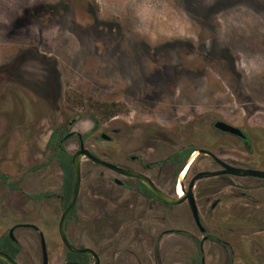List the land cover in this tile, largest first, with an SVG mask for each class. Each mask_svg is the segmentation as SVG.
Listing matches in <instances>:
<instances>
[{
	"label": "rangeland",
	"instance_id": "obj_1",
	"mask_svg": "<svg viewBox=\"0 0 264 264\" xmlns=\"http://www.w3.org/2000/svg\"><path fill=\"white\" fill-rule=\"evenodd\" d=\"M42 57L54 60L55 73ZM1 69L9 72L0 74V169L15 179L25 176L22 187L30 193L58 192L61 172L54 162L26 172L47 161L51 131L66 121L74 120V131L86 135L94 118L98 129L85 144L108 157L110 144L99 136H109L113 108L118 121L136 129L131 152L151 144L149 137L161 130L163 159L191 145L233 165L264 168V0H0ZM217 120L247 134L252 152L212 129ZM65 147L76 151L74 140ZM215 168L205 157L192 166ZM81 171L78 206L86 211L97 206L96 194L112 175L85 160ZM169 179L166 169V192ZM44 205L36 202L23 212L49 236V262L59 264L64 253L56 227L40 221L38 209L44 218L53 214L56 225L60 208ZM69 229L76 243H87L80 228ZM17 237L22 264H38L36 237ZM177 244L183 251L192 248L191 242L165 237L161 264H176ZM126 255L116 264H155L150 248L135 258Z\"/></svg>",
	"mask_w": 264,
	"mask_h": 264
},
{
	"label": "flooded vegetation",
	"instance_id": "obj_2",
	"mask_svg": "<svg viewBox=\"0 0 264 264\" xmlns=\"http://www.w3.org/2000/svg\"><path fill=\"white\" fill-rule=\"evenodd\" d=\"M40 60L46 65H53L52 68L56 71L54 60L43 57ZM3 72L7 74L9 70L1 69L0 74H3ZM3 89H5V86L2 83L1 91ZM49 93H51V90L46 94L49 96ZM43 98L46 100L44 95ZM112 110L109 136L103 133L99 136L101 141L110 144L108 157L98 156L85 144L86 137L98 129V124L94 118H91L93 127L86 135L74 131V120L66 121L62 126H56L51 131L44 148V153L48 154L47 161L28 170L26 173L28 175L29 173L34 174L45 168L49 163L54 162L61 172V184L57 193H30L25 191L22 187L25 176L15 179L11 174L0 169V174L6 177V180L0 178V210L2 209L0 212V252L8 255L18 264H22L23 245L17 237V232L23 234L32 232L38 241V264H50L49 236L45 234L40 224L32 220L29 221L27 219L29 214L24 213L23 210L28 209V211H31L30 209H35L33 206L36 205V202L42 205L45 204L46 207H43V210H51V203H53L58 204L60 208L56 225L54 215L50 213L49 217L46 215L44 218L41 215V209H38V219L44 224L47 222V227L51 224L53 228L56 227L58 244L64 253L59 264L94 263L93 257L88 254H76L69 251L62 243L58 233L59 220L68 205L73 187L72 172V187L68 200L64 205L61 197L63 173L57 159L52 157L58 144L71 156V159L72 155L82 147L87 149L94 157L116 168L144 175L159 191L173 199H180L185 195L191 180L198 173H215L223 170L208 155L197 154L196 159L194 158L181 178L183 169H185L196 150L208 151L218 160L231 167L264 171V168L230 164L220 159L210 149L197 148L191 145L179 148L163 159L158 154V142L163 140L161 130L156 131L154 136L149 137L151 144H143V146L137 147L131 152L132 137L136 129L118 121L120 115L116 113L114 108ZM218 121L221 120L212 123V129L239 139L245 145L246 150L252 152L251 142L247 134L238 128L245 136L244 139H241L229 133L221 132L214 128V124ZM55 132L58 133L57 140L49 145V140ZM71 140H74L76 145V151L73 154H70L65 147L66 143ZM247 140L250 143V151L246 144ZM127 147H129L128 150ZM188 150H191V152L184 157L183 154ZM199 157L207 158L216 168L193 171L192 166ZM3 158L2 153H0V161H3ZM84 160L108 171L112 175L109 176L107 184L100 187L102 193L96 194L95 203L97 206L95 205L86 211L78 206L81 195V167ZM166 169L170 171L171 187L168 192L162 188ZM80 172L79 191L74 207L66 219L65 236L68 244L74 249H90L93 251L98 258V264H116L117 257L124 254L135 258L138 251H143L145 248H150L155 264H161L160 253L165 237L174 238L177 242L188 241L192 244V248L185 251L180 249L179 244L175 249L173 246L176 264L180 262L181 264H264V179L222 174L195 180L191 193L199 221L198 225L193 217L188 199H185L181 204L167 205L160 201L138 179L123 176L114 170L95 164L85 157L81 160ZM99 176L102 177L101 173ZM239 182H244V185ZM251 184L257 186L249 187ZM178 188L183 191L181 195H177ZM227 192H230V194ZM19 209L22 211H18ZM44 224H42L43 227ZM73 224L81 230V241L86 240L87 243L81 244L74 241V236L69 229ZM171 224L173 227H170ZM75 238L79 239V236L76 235ZM10 243L18 248V254L15 258L4 250L6 246L9 247V251L12 250ZM207 245L215 247L217 250H213V252L206 250L205 246ZM236 247L246 249H236ZM1 262L6 264L3 261Z\"/></svg>",
	"mask_w": 264,
	"mask_h": 264
},
{
	"label": "water",
	"instance_id": "obj_3",
	"mask_svg": "<svg viewBox=\"0 0 264 264\" xmlns=\"http://www.w3.org/2000/svg\"><path fill=\"white\" fill-rule=\"evenodd\" d=\"M214 128L221 131V132H225V133H229L231 135H234L236 137H239L241 139H244L245 136L244 134L236 127H233L225 122L222 121H218L214 124ZM196 152L198 154H206L209 157H211L213 160H215L222 168V171L219 172H215V173H210V172H201L198 173L190 182L189 186H188V191L185 193V195L180 198V199H173L171 197H168L167 195H165L163 192L159 191L153 184L152 182L145 177L144 175L135 173V172H130L127 170H123V169H119L114 167L113 165L106 163L104 161L99 160L98 158L94 157L93 155H91V153L84 148H80L79 151H77L76 153H74L72 155V159H71V164H72V172H73V187H72V192H71V196L68 202V205L66 207V209L64 210L63 214L60 217L59 220V224H58V233L60 236V239L62 241V243L65 244V246L69 249V251H71L72 253H79V254H88L90 256L93 257L94 259V263L93 264H98V258L97 256L94 254L93 251H91L90 249H83V250H77L74 249L72 246H70L66 240V236H65V224H66V219L68 217V215L71 213L75 201H76V197L79 191V186H80V164H81V160L83 157L87 158L88 160H90L91 162L95 163V164H100L104 167H106L107 169H111L116 171L117 173L123 175V176H127V177H132V178H136L138 179L140 182H142L160 201H162L163 203L167 204V205H175V204H181L182 202H184L185 199H188L189 201V205L191 208V211L193 213V217L195 219V222L199 225V221H198V217L196 214V208H195V203L192 197V193H191V188L193 187L194 181L198 180L200 178H204V177H212V176H216V175H232V176H236V177H254V178H259V179H264V171H259V170H252V169H241V168H235V167H231L223 162H221L220 160H218L213 154H211L208 151H204V150H196ZM0 260L3 261L6 264H18L16 261H14L13 259H11L8 255L0 252ZM65 264H75V263H65Z\"/></svg>",
	"mask_w": 264,
	"mask_h": 264
},
{
	"label": "trees",
	"instance_id": "obj_4",
	"mask_svg": "<svg viewBox=\"0 0 264 264\" xmlns=\"http://www.w3.org/2000/svg\"><path fill=\"white\" fill-rule=\"evenodd\" d=\"M54 71V70H53ZM55 73V71H54ZM46 91H44L45 93ZM44 97L46 99L49 98V96L45 93ZM58 137V133H53L51 139L49 140V145L53 144L56 142ZM248 150L250 151V143L248 142V140L246 141ZM191 152V150H188L187 152H185L183 154L184 157H186L189 153ZM52 157L57 159V163L63 173V184H62V193H61V197L63 200V204L65 205L66 201L68 200V197L70 195V191H71V187H72V168H71V156L65 151L63 150L62 146H60L59 144L55 147V151L52 155ZM0 178L3 180H6V177L0 174ZM37 197H41V196H37ZM10 247H12V250L9 251V247L6 246L4 247L5 251H7L9 253V255L13 258H15V256L18 254V248L15 247L13 244L10 243ZM70 257V255H69ZM0 264H3L0 261Z\"/></svg>",
	"mask_w": 264,
	"mask_h": 264
},
{
	"label": "bare ground",
	"instance_id": "obj_5",
	"mask_svg": "<svg viewBox=\"0 0 264 264\" xmlns=\"http://www.w3.org/2000/svg\"><path fill=\"white\" fill-rule=\"evenodd\" d=\"M197 152H195V154H193V156L190 158L188 164L186 165L185 169H183L182 173H181V178L183 177L184 173L187 171V168L189 167V165H191V163L193 162L194 158L197 156ZM196 159V158H195ZM182 190H180V188H178L177 190V195H181L183 193V191L181 192Z\"/></svg>",
	"mask_w": 264,
	"mask_h": 264
}]
</instances>
